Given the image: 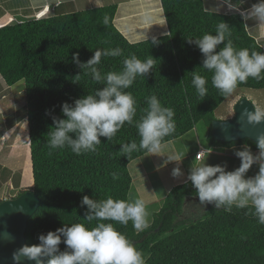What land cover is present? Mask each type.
<instances>
[{
	"label": "trees",
	"instance_id": "1",
	"mask_svg": "<svg viewBox=\"0 0 264 264\" xmlns=\"http://www.w3.org/2000/svg\"><path fill=\"white\" fill-rule=\"evenodd\" d=\"M161 7L168 31L155 36L157 44L152 43L153 37L128 41L113 23L115 4L23 19L0 27V76L7 85L23 82L31 164L30 182L23 178L15 184L17 192L12 197L32 190L40 200L27 220V245L37 244L40 234L64 224L93 227L95 221L88 224L84 220V195L95 200L112 197L129 201L132 179L128 165L147 153L140 150L126 156L120 151L121 144L133 140L139 144L135 124L127 123L110 141L100 137L101 144L94 152L76 155L68 147L49 149L52 116L63 118L61 104H71L103 86L81 72L72 61L73 53L78 52L79 60L86 62L96 49L120 48L122 56L101 58L98 68L102 73L122 70L123 60L131 54L141 60L149 56L155 60L147 76H138L126 91L136 101L134 120L143 114L146 99L151 95H156L162 106L174 110L175 131L162 143L202 123L207 128L210 146L245 144L257 149L247 138L228 143L214 139V111L228 95L212 86V73L201 67L202 54L188 39L205 33L215 35L216 26L223 21L230 27L228 39L235 48L264 52L263 44L248 32L239 11H209L203 0H161ZM105 16L109 18L107 25L103 23ZM193 71L208 81L204 97L197 94L191 83ZM240 88L264 89V79L250 77L237 85L236 89ZM14 174L17 175L11 176ZM195 191L188 180L174 185L144 231H136L131 221L127 225L105 223H113L117 231L133 242L142 252L145 264H264V225L258 223L251 211L236 207L225 211L206 204L199 213L187 215L184 208H189L188 200L196 197ZM59 247L63 251L66 246L61 243Z\"/></svg>",
	"mask_w": 264,
	"mask_h": 264
},
{
	"label": "clouds",
	"instance_id": "2",
	"mask_svg": "<svg viewBox=\"0 0 264 264\" xmlns=\"http://www.w3.org/2000/svg\"><path fill=\"white\" fill-rule=\"evenodd\" d=\"M230 8L235 6L225 0ZM245 19H252L264 27V0H257L247 14L241 12ZM107 25L109 18L104 17ZM230 35V27L221 21L216 26V34L205 33L196 39H188L202 54V68L212 73L211 84L223 95H230L239 83L246 82L250 77L264 79V52L250 51L246 48L234 47ZM152 43L157 44L155 37ZM223 45L222 47H220ZM120 48L96 49L86 62L79 60V53L72 54V61L81 72L89 75L95 82L103 86L93 94L75 99L71 104H61L63 118L52 116L53 127L48 132L49 149L68 147L76 155L94 152L101 144L100 137L110 141L125 123L135 124L139 136V144L135 140L120 145V151L126 156L144 150L150 154H158L162 150L164 138L175 131V112L172 108L162 106L156 95L147 97V107L142 110L138 120L136 117V101L126 91L138 76L145 77L154 67V59L149 56L145 60L134 54L123 60L120 71L102 73L98 65L104 56H122ZM191 83L200 97L207 95L208 81L193 71ZM79 75L75 77L78 79ZM249 124L264 121V110L242 113ZM253 154L249 146L244 145L234 155L239 158V167L228 171L227 164L208 165L204 161L212 151L206 149L199 152L200 163L192 166L187 180L194 187L200 205L212 204L216 209L231 211L248 208L264 225V133L257 136ZM176 156H168L167 161H176ZM256 165L258 172L247 176L249 169ZM179 168H174L172 175L180 176ZM115 178V174H113ZM81 205L86 206L84 220L88 224L96 222L93 227L83 223L63 225L55 231L38 236V243L23 245L12 255L14 264L23 260L34 264H145L141 251L124 234L117 231L114 221L123 225L132 222L133 228L144 231L149 227L148 211L143 199L133 201L113 199L95 200L84 195ZM63 243L65 250H60Z\"/></svg>",
	"mask_w": 264,
	"mask_h": 264
},
{
	"label": "crops",
	"instance_id": "3",
	"mask_svg": "<svg viewBox=\"0 0 264 264\" xmlns=\"http://www.w3.org/2000/svg\"><path fill=\"white\" fill-rule=\"evenodd\" d=\"M203 1L206 9H210L214 12L228 13L234 10L240 13L244 12L245 14L250 10L253 4L257 3V0H230V3L235 6L234 8H230L228 4L225 3V0ZM110 4L116 5L113 18L114 25L130 42H137L162 35L168 31L161 7V0H0V27L14 24L23 19L42 18L50 14L68 13ZM23 88V83L21 84L20 81L13 85H7L0 76L1 171H5L9 167L5 164V161L14 168H16V166L19 167L20 159H23L24 153L28 151L26 141L28 138V130L25 117ZM172 141L173 140L162 143V150L160 153L156 155L146 153L129 163L128 169L132 179L130 189L134 191L132 198L129 197L130 202L140 198L145 201V206H150L152 203L157 204L156 211H158L161 208L164 196L174 185L179 184L174 181L168 187L167 181L158 182V185H161L160 197H158V185L154 180V176L160 177L158 172L165 165H168V171L170 173L169 163L172 162L173 164L175 162L167 161V157L176 156L177 164L175 166L177 167L182 163L180 158H178L179 154L171 146ZM244 145L245 144L224 146V153L225 149H227V156L236 157L234 152H230V150H242ZM250 149L252 152H258V149ZM167 150L171 152L168 153ZM199 150L200 149H197L196 153ZM14 153L17 155V160L13 162L12 158L13 156L15 157ZM139 160H143L145 165L148 163V167L145 168L143 165L137 164ZM178 161L180 162L178 163ZM198 161H200V157H196L195 154V163H198ZM11 170L10 172L12 173L16 172H13L14 169ZM7 171L9 172L8 169ZM184 177L185 178H181L183 182L187 181V176ZM22 179L23 178H21V180ZM188 202L191 206L200 207L199 211H202L204 208V205H200L198 200H188ZM153 213L155 212H152L147 218L148 224H150L152 220Z\"/></svg>",
	"mask_w": 264,
	"mask_h": 264
},
{
	"label": "rangeland",
	"instance_id": "4",
	"mask_svg": "<svg viewBox=\"0 0 264 264\" xmlns=\"http://www.w3.org/2000/svg\"><path fill=\"white\" fill-rule=\"evenodd\" d=\"M205 7V6H204ZM206 9V7H205ZM209 11H212L210 9H207ZM230 12H234V10H231ZM228 12V13H230ZM227 13V12H226ZM247 14V13H246ZM245 24L248 32L256 38L259 42H261L264 46V27L258 25L257 21H254L252 19H245ZM22 84L23 82L20 81ZM246 97L249 99L254 107L255 110H264V89H246V88H240L233 91L232 94L228 95V97L215 109L214 114L218 119H227L232 116L233 114V105L234 103L240 98V97ZM207 136V128L202 123H197L193 129L186 132L182 136L173 139L171 142L172 148H174L177 153L179 154L180 161L182 162L179 164V166H175L177 162L175 161L173 164L170 162V173L168 165H165L162 167V169L158 172V175L160 177L154 176V180L156 184L158 185V182L160 181H167V186L169 187L171 183L174 181L178 183H183L184 176H188L189 171L192 166H195V154L197 149H211L212 151L208 154V156L205 159V163L208 165H217V164H227L228 171L234 170L235 168L239 167L240 160L237 157H231L230 155L227 156L226 150L224 153V146H210L206 140ZM27 150L24 155L23 159H20L19 167L16 166V168L12 167L8 162L5 161V164L12 168H7L5 171L0 170V200L9 198V196H14V194L17 192V189L14 188L15 184H19L21 181V178H25L27 181L30 182L31 180V164H30V157H29V143L27 138ZM26 145V144H24ZM168 153L171 151L167 150ZM236 149L230 150V152H235ZM229 152V153H230ZM148 153V152H147ZM257 152H253V154H256ZM15 154V153H14ZM146 154V153H145ZM144 155V154H143ZM142 155V156H143ZM22 156V155H21ZM141 157V156H140ZM22 158V157H21ZM139 158V157H138ZM17 160V155L15 154V157L13 156L12 161ZM178 161V163L180 162ZM151 162V161H150ZM153 162V160H152ZM195 163V164H194ZM137 164L143 165L145 168H147L148 163L145 165L143 163V160H139ZM174 168H179L181 171L180 176H173L172 172ZM11 169H14L13 172L17 173L14 174L16 176H11L13 173ZM133 172V171H132ZM258 172V167L256 165H253L248 173L247 176H253ZM10 173V174H9ZM171 175V176H170ZM186 180V179H185ZM184 180V181H185ZM14 184V185H12ZM136 186V184H135ZM160 187L161 185H158V197H160ZM131 188V187H130ZM133 189V188H132ZM128 199L129 197L132 198L134 191L129 190ZM197 197H191V200H198ZM187 209L184 208V213L187 215H190L195 212V214L199 213L200 207L198 206H191L188 202ZM156 206L157 204L152 203L150 206H146V209L148 211V217L152 212H156ZM191 206V207H190ZM205 206V205H204ZM187 207V206H186ZM147 217V218H148Z\"/></svg>",
	"mask_w": 264,
	"mask_h": 264
},
{
	"label": "water",
	"instance_id": "5",
	"mask_svg": "<svg viewBox=\"0 0 264 264\" xmlns=\"http://www.w3.org/2000/svg\"><path fill=\"white\" fill-rule=\"evenodd\" d=\"M255 111L253 103L240 97L233 105V114L227 119H214L211 122L214 139L231 142L247 138L255 143L259 134L264 133V121L249 124L242 113ZM40 200L32 190L0 201V264H14L12 255L26 244L25 229L27 220L39 206ZM21 264H34L23 260Z\"/></svg>",
	"mask_w": 264,
	"mask_h": 264
},
{
	"label": "built area",
	"instance_id": "6",
	"mask_svg": "<svg viewBox=\"0 0 264 264\" xmlns=\"http://www.w3.org/2000/svg\"><path fill=\"white\" fill-rule=\"evenodd\" d=\"M206 150V149H200L197 153H196V157H199V155H197L199 152Z\"/></svg>",
	"mask_w": 264,
	"mask_h": 264
}]
</instances>
